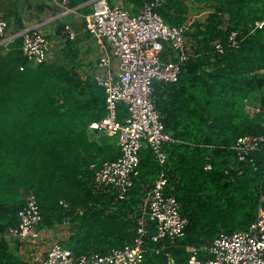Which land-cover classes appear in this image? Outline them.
<instances>
[{
  "label": "trees",
  "instance_id": "obj_1",
  "mask_svg": "<svg viewBox=\"0 0 264 264\" xmlns=\"http://www.w3.org/2000/svg\"><path fill=\"white\" fill-rule=\"evenodd\" d=\"M49 1L39 2V10L51 11ZM88 1L59 3L75 8ZM153 2L172 26L184 24L192 11H210L187 32L196 55L179 80L155 83L157 108L176 139L165 144L168 161L162 166L144 145L139 174L123 198L94 182L92 165L119 158L121 150L117 135L90 127L107 115L106 94L93 75H80L76 42L62 43L67 61L47 58L37 66L27 61L22 36L0 43L1 234L19 225L18 212L33 191L40 228L68 223L71 234L63 244L76 255L124 247L137 235L146 188L163 169L165 194L176 197L188 223L181 238H148L140 264H194L193 255L206 260L222 231H247L264 212V145L240 167L232 148L242 134L264 133V24L257 26L264 21V0H124V6L136 14ZM82 9L90 12L89 5ZM17 23L14 33L25 29L21 17ZM65 24L57 20L60 35ZM234 33L238 46L230 43ZM119 113L124 115V105ZM148 223L152 234L155 223ZM15 242L0 236V264H29Z\"/></svg>",
  "mask_w": 264,
  "mask_h": 264
},
{
  "label": "built area",
  "instance_id": "obj_2",
  "mask_svg": "<svg viewBox=\"0 0 264 264\" xmlns=\"http://www.w3.org/2000/svg\"><path fill=\"white\" fill-rule=\"evenodd\" d=\"M53 1L59 3L61 0ZM155 4L146 3L138 13L132 14L124 6V0L115 3L94 0L92 10L84 16L86 31L96 37L102 48L91 74L105 90L108 111L90 127L117 135L121 150L119 158L106 160L100 166L92 165L96 168L94 182L98 188L118 191L121 198L127 195L139 174L140 151L144 145L151 146L162 166L168 161L165 144L176 139L167 131L157 108L155 83L179 80L184 64L196 55L187 32L210 11H192L184 24L172 26L154 10ZM69 12L70 8H65L64 14ZM263 24L264 21L258 22L257 26ZM8 28L9 22L0 10V43L5 44L20 35L29 64L37 66L47 60L51 41L44 30L24 29L8 37ZM76 36V30L66 23L62 31L64 40H73ZM230 43L238 46L236 33L230 37ZM215 47L221 52L224 49L218 41ZM120 105H124L122 117ZM263 145L264 133L240 135L232 146L239 167L240 163L251 162L252 152L260 151ZM262 166L264 169V161ZM211 167V164L207 165L208 169ZM167 182L163 169L153 185L146 188L141 204L143 216L133 242L107 253L76 255L63 244L71 234L68 223L53 229L40 228L42 215L33 191L26 195V205L18 212L19 225L0 233V236L13 241V245L17 241L21 257L29 264H140L148 250V238L153 241L175 240L185 234L188 220L181 214L176 197L165 194ZM61 203L68 206L63 200ZM148 219L155 223L152 234ZM61 229L64 231L59 232ZM210 253L211 257L206 260L193 255L191 261L194 264H264V212L247 231H222L214 239Z\"/></svg>",
  "mask_w": 264,
  "mask_h": 264
},
{
  "label": "crops",
  "instance_id": "obj_3",
  "mask_svg": "<svg viewBox=\"0 0 264 264\" xmlns=\"http://www.w3.org/2000/svg\"><path fill=\"white\" fill-rule=\"evenodd\" d=\"M41 1L42 0H0V10L4 14H6L8 20L10 21V22L8 21L9 22L8 33L11 35H9L8 37H11L14 34V32L12 31H15L16 24H18L17 18L21 17L25 29L44 30L48 34L49 39L52 37L50 41L52 40V46H53L54 37L56 38L57 41L64 42V40H60L61 36L57 30L58 28L57 20L63 19L64 24L70 23L72 27L76 30V33H78L76 39L75 40L73 39L74 42H76L77 48L79 47L80 42L83 44V46L88 44L85 53L89 55L88 59L90 60H88L87 62L91 61L89 62L91 66L88 65L87 68L84 69V72H87L88 75H92L91 68L102 54V48L98 43L96 37L88 33L85 29L84 16L86 14V11H84L85 9H82V7L85 5H89V9L87 11H91L92 2L91 3L86 2L82 5H79L78 7L70 8V12L64 14V9L66 7L55 1H49L51 2L50 3L52 9L51 11L48 7L39 10L37 4H39V2ZM52 12L55 14L53 15ZM91 36L94 38L93 43H96V45L99 48L96 58H94L92 53L89 54L90 53L89 45H90ZM49 53L51 52L49 51ZM49 53L47 56L48 59H50Z\"/></svg>",
  "mask_w": 264,
  "mask_h": 264
},
{
  "label": "rangeland",
  "instance_id": "obj_4",
  "mask_svg": "<svg viewBox=\"0 0 264 264\" xmlns=\"http://www.w3.org/2000/svg\"><path fill=\"white\" fill-rule=\"evenodd\" d=\"M12 32H14V31H12ZM12 32H10V33H12ZM9 35H11V34H9ZM60 36H61V39L60 40H64V38L62 37V35H60ZM93 39L94 38L91 36L90 45H89V48H90V53L89 54L92 53V55L94 56V58H96L97 57V54H98L99 48L96 45V43H93V41H94ZM64 42H65V40H64ZM62 43H63V41H60L59 42L54 37L53 46H52V40H51V48H50V52L51 53H49L50 54L49 57H50L51 60L60 61V62L67 61L66 60L67 58L64 57V54L62 52V48H63V44ZM87 46H88V44L85 45V46H83V44L80 42L79 43V47H78V56L76 57V59H74L75 60L74 62L77 63V64H79V71H80L79 73H80V75L83 78H87L88 77V74H87V72H84V69H86L87 66L90 65L89 62H91V61L87 62L88 60H90V59H88L89 55H87L85 53ZM71 62L73 63V59L72 58H71ZM81 71H83V72H81ZM63 231H64V229H61L59 232H63Z\"/></svg>",
  "mask_w": 264,
  "mask_h": 264
},
{
  "label": "water",
  "instance_id": "obj_5",
  "mask_svg": "<svg viewBox=\"0 0 264 264\" xmlns=\"http://www.w3.org/2000/svg\"><path fill=\"white\" fill-rule=\"evenodd\" d=\"M93 1H94V0H90V1H88V3H89V2L91 3V2H93Z\"/></svg>",
  "mask_w": 264,
  "mask_h": 264
}]
</instances>
